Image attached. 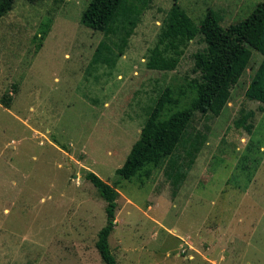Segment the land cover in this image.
<instances>
[{
	"label": "rangeland",
	"instance_id": "1",
	"mask_svg": "<svg viewBox=\"0 0 264 264\" xmlns=\"http://www.w3.org/2000/svg\"><path fill=\"white\" fill-rule=\"evenodd\" d=\"M89 1L14 0L0 19V97H12L10 108L0 104V264H105L95 247L106 221L99 189L114 180L117 264H264V111L245 96L261 54L251 50L218 116L195 115L190 130L207 141L178 189L163 173L167 156L148 178L123 179L115 169L164 87L184 105L180 89L188 95L201 81L194 54L206 43L198 34L174 69H148L173 1H150L122 54L115 36L82 24ZM261 1L176 3L195 23L212 9L226 27ZM242 108L254 112L250 131L234 125Z\"/></svg>",
	"mask_w": 264,
	"mask_h": 264
},
{
	"label": "trees",
	"instance_id": "2",
	"mask_svg": "<svg viewBox=\"0 0 264 264\" xmlns=\"http://www.w3.org/2000/svg\"><path fill=\"white\" fill-rule=\"evenodd\" d=\"M27 1L33 3L37 0ZM150 1L90 0L80 20L91 30L115 36L117 41L112 44L122 54ZM172 1L156 42L147 53L145 66L151 70L174 69L188 43L200 34L206 43V51L196 52L194 63L202 78L190 83L188 95L180 89L179 92L188 98L184 105H177L179 101L174 97L173 87H164L141 127L139 138L115 173L127 180L136 175L148 178L151 174L149 166H157L167 156L163 173L173 188L178 189L207 141L206 131L190 130L195 115L218 116L222 112L231 90L249 65L252 49L262 57L246 87L245 96L248 100L258 101L259 109L264 111V0L257 3L244 19L226 27L220 25L219 14L212 9L206 10L199 23H195L176 3L177 0ZM13 3L14 0H0V19L12 9ZM51 20L50 16L46 18L39 29L41 41L50 29ZM40 46L41 43L36 48ZM106 46L103 43L94 54V63L102 60ZM15 87L13 85V89ZM11 98L10 93L4 94L0 97V104L10 108ZM170 106L178 107L171 110ZM253 115V111L242 108L234 125L250 131ZM117 184L118 181L114 180L112 186L99 189L100 196L106 201V221L97 232L95 247L105 264H117L109 246V236L115 225Z\"/></svg>",
	"mask_w": 264,
	"mask_h": 264
}]
</instances>
